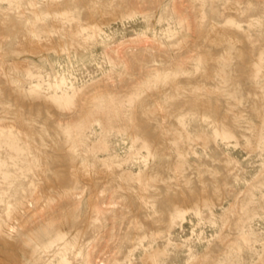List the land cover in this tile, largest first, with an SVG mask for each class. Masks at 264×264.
<instances>
[{"label":"rangeland","instance_id":"obj_1","mask_svg":"<svg viewBox=\"0 0 264 264\" xmlns=\"http://www.w3.org/2000/svg\"><path fill=\"white\" fill-rule=\"evenodd\" d=\"M0 264H264V0H0Z\"/></svg>","mask_w":264,"mask_h":264},{"label":"bare ground","instance_id":"obj_2","mask_svg":"<svg viewBox=\"0 0 264 264\" xmlns=\"http://www.w3.org/2000/svg\"><path fill=\"white\" fill-rule=\"evenodd\" d=\"M2 229H1V226H0V231H1Z\"/></svg>","mask_w":264,"mask_h":264}]
</instances>
